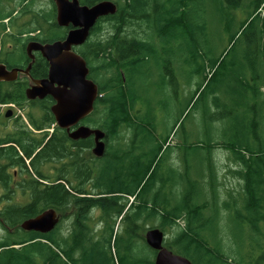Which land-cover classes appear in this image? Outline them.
Instances as JSON below:
<instances>
[{"label":"trees","instance_id":"16d2710c","mask_svg":"<svg viewBox=\"0 0 264 264\" xmlns=\"http://www.w3.org/2000/svg\"><path fill=\"white\" fill-rule=\"evenodd\" d=\"M112 1L117 12L79 49L100 93L81 123L106 133V150L97 157L93 137L73 140L59 127L46 143L2 141L0 160L21 150L38 176L53 157L65 163L56 184H35L29 203L0 209V264H155L151 228L193 264H264V0ZM46 19L51 37L62 36L53 11ZM225 35L229 50L215 54ZM25 80L0 83V102L24 103ZM50 100L29 112L36 129L56 124ZM218 148L238 166L229 172L239 190L225 198ZM49 208L60 216L54 230L21 228Z\"/></svg>","mask_w":264,"mask_h":264},{"label":"water","instance_id":"95a60500","mask_svg":"<svg viewBox=\"0 0 264 264\" xmlns=\"http://www.w3.org/2000/svg\"><path fill=\"white\" fill-rule=\"evenodd\" d=\"M57 22L60 26L72 25V29L64 40L42 44L32 42L27 51L34 59L33 51L39 50L49 62L48 78L35 80L27 89L30 99L51 96L54 104L51 112L56 124L69 132L73 140L94 138L93 153L102 157L106 150V133L86 124L82 120L94 110L99 97V86L89 77L90 69L87 60L72 50L75 45L84 44L91 35L98 20L113 15L118 5L112 0H101L93 5L82 4L80 0H55ZM32 62L24 68L9 69L0 63V82L14 81L19 73L29 74ZM60 216L53 208L46 209L38 215L21 223L27 231L48 233L55 229ZM147 244L156 251L155 264H193L190 259L174 253L164 245L166 235L159 228H151L145 236Z\"/></svg>","mask_w":264,"mask_h":264},{"label":"flooded vegetation","instance_id":"af4514ba","mask_svg":"<svg viewBox=\"0 0 264 264\" xmlns=\"http://www.w3.org/2000/svg\"><path fill=\"white\" fill-rule=\"evenodd\" d=\"M37 1L39 0H0V54L3 53L4 46L7 44V42L11 41L8 44L9 49L4 53L6 60L10 61L14 65L9 69L15 67L26 69L32 62L30 73H19L18 78L14 80L17 81L19 79H26V97L27 89L32 83H35V80L48 78L49 75V62L47 61V59L39 50H34V59L31 58L27 51L28 45L32 42L46 44L52 43L57 40H64L69 31L72 29V25L60 26L58 24L56 3L55 0H51L53 4L52 11L55 14L54 22L62 31V36L51 37L49 21L46 19V16L48 17L50 13V10L45 8V6L43 5V0L39 1L42 2V6L36 9L35 6ZM3 15H7V17L3 18ZM27 17L31 18L30 21H26L27 23L19 25L20 20ZM30 22L34 24V26L26 27V25H28ZM4 25H7V28L5 30ZM50 37L53 38V40L49 41ZM13 43L15 45L20 44V49L18 47H14V49H11L10 47L13 48ZM82 45H75L72 47V50L80 54L79 49ZM20 50L22 53L20 52ZM34 67L35 74H33ZM2 82L9 83L13 81ZM49 98L52 102L50 104L51 111V106L54 104V100L51 96H47L42 99H30L27 97V100H25L24 103L17 104L15 102H12V104L14 105L13 108L4 109L0 107V144L3 140L6 139L5 141H9L7 145H11L13 144L12 142H16L15 140L19 138H24V142L27 144L29 143L28 140L32 138H37L38 140L43 139L44 143H46L52 135L61 134L60 132H57V127H59L57 124H53L50 127H47V125H39V128L36 129L29 122V112L38 111L36 109L39 108H34V106H38L44 101H49ZM17 109H20V113H18ZM39 112L41 114V111ZM59 129L63 131L65 130L61 127H59ZM67 133L69 135L68 131ZM1 147H3L2 144L0 145V148ZM91 151L93 152V147ZM8 159L10 160V162L8 161ZM8 159L6 158L5 160H0V171L5 169L6 175L5 179H0V191H14V194L18 191L23 192L25 195H28V193L25 191L34 190L35 184L39 189H43L45 184H56L59 181L58 178L61 175L59 170L65 163V158H63L62 156L59 159L53 157L40 166L44 175L38 176L33 172V168L30 164V159L26 158L25 154L21 150H19L18 155H13V161L11 160V158ZM23 160H25L26 162L24 163ZM28 168L30 169V171L28 170ZM48 169H50V172L48 171ZM14 194L10 196V199H4L3 201H1L0 206L7 204L5 203L6 201L14 203L12 201L14 199ZM3 223V220L0 218V224L4 227L5 225Z\"/></svg>","mask_w":264,"mask_h":264},{"label":"rangeland","instance_id":"374dc122","mask_svg":"<svg viewBox=\"0 0 264 264\" xmlns=\"http://www.w3.org/2000/svg\"><path fill=\"white\" fill-rule=\"evenodd\" d=\"M41 1V0H39ZM37 1L36 3V6L35 8L38 9L40 6H42V2H39ZM43 5L45 6V8H47L48 10L52 11V8H53V4H52V1L51 0H43ZM261 13L264 15V7L262 8L261 10ZM242 17V15L239 13L238 14V18L237 20H239L240 18ZM30 17H27V18H23L20 20V24L19 25H22L23 23H27L26 21H30ZM237 23V22H236ZM29 26V27H33L34 24H32L31 22L26 25V27ZM104 26V25H103ZM105 27V26H104ZM110 29H108V26L106 28H103L102 29V33H103V36L107 35L108 32H109ZM96 38V36H95ZM228 40V36L225 35V37L223 39H221L220 42H217L215 45V49H214V53L215 54H219L221 51H224L226 50V52L229 50L226 49L228 46H224V44L227 42ZM11 42V41H10ZM10 42H7V44L4 46V49H3V53L0 54L2 55L3 57L5 56V52L9 49V43ZM14 47H18L20 49V44L19 45H15L13 43V48L10 47L11 49H14ZM21 52V50H20ZM22 53V52H21ZM233 56V52L231 51L227 57V59H230L231 57ZM187 66L188 65H183L184 69H187ZM176 110H178V107L175 108V112ZM36 114L37 115H40V112L39 110L36 111ZM199 116H195V119H198ZM177 142V139H171V143H176ZM216 153H215V156H216V159H217V163H218V166H219V179H220V187H219V190L221 192V196L223 198L226 197L227 195V192L230 191V190H239V181L238 179L233 176V174H231L229 172V168H237V164L234 163L231 158H229L230 156V151H228L227 149L225 148H218L216 149ZM177 154L175 153L174 154V157H176ZM48 171L50 172V169H48ZM7 194L6 191H0V197H4L5 195ZM14 199L12 200L14 203H18V204H21V205H24V204H27L30 202V196L29 195H25L23 192H16L14 195ZM6 199V197H5ZM5 203H10L9 201H6ZM6 205V204H5ZM5 205L3 206H0V209L3 208ZM97 213V212H96ZM226 215V213H224V216ZM229 225H235L233 222H229L228 223ZM8 230L5 229L1 224H0V237L4 236L5 234H7ZM167 237L170 236V235H166Z\"/></svg>","mask_w":264,"mask_h":264},{"label":"built area","instance_id":"2783aa9c","mask_svg":"<svg viewBox=\"0 0 264 264\" xmlns=\"http://www.w3.org/2000/svg\"><path fill=\"white\" fill-rule=\"evenodd\" d=\"M0 107H1V108H5V107H14V105H13V104H1V103H0ZM17 111H18V113H20V109H17Z\"/></svg>","mask_w":264,"mask_h":264},{"label":"bare ground","instance_id":"6f19581e","mask_svg":"<svg viewBox=\"0 0 264 264\" xmlns=\"http://www.w3.org/2000/svg\"><path fill=\"white\" fill-rule=\"evenodd\" d=\"M186 23V22H185ZM185 26V25H184ZM188 29H189V27H188ZM187 31V30H186ZM173 36V35H172Z\"/></svg>","mask_w":264,"mask_h":264}]
</instances>
